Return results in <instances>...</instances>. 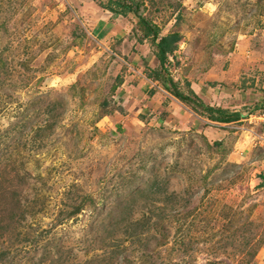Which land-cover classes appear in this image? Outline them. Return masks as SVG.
Masks as SVG:
<instances>
[{
  "label": "rangeland",
  "instance_id": "obj_1",
  "mask_svg": "<svg viewBox=\"0 0 264 264\" xmlns=\"http://www.w3.org/2000/svg\"><path fill=\"white\" fill-rule=\"evenodd\" d=\"M88 1L0 0V264H264V0Z\"/></svg>",
  "mask_w": 264,
  "mask_h": 264
},
{
  "label": "trees",
  "instance_id": "obj_2",
  "mask_svg": "<svg viewBox=\"0 0 264 264\" xmlns=\"http://www.w3.org/2000/svg\"><path fill=\"white\" fill-rule=\"evenodd\" d=\"M98 3V5L105 9L110 11L112 14L127 16L129 14H133L143 25V38H150L154 45H155V52L154 55L156 59L159 62L160 67L166 71L165 69V63L168 60V56L172 54L177 48H178V42L181 40V34L177 31H173L171 33L160 35L159 28L156 25H153L150 21L143 19L141 16H139V7H140V1L139 0H93ZM155 79H158V75H154ZM169 81L171 87H167L166 89L178 100L181 102H195L203 107V111L208 114V119L223 123H229L233 121H238L242 117V113L239 111H232V112H225L222 109L218 107H212L210 105H205L201 101H195L193 98L190 97V94H185L180 90H177L175 88L174 83L172 82V78H166L165 81ZM165 84V83H164ZM264 109V97L259 100L258 104H256L253 108V110H260ZM264 178V174H263ZM171 213H176V208L169 207ZM146 226L140 227V231L137 229L130 228V230H126L124 232L128 233L129 237L134 238V242L138 240L142 241L146 244L148 240V236L144 235V233H148V229L145 228ZM145 230V231H144ZM250 237H245V241L242 243V249L243 252L250 253L253 255L255 253L254 247L251 249V241L249 240ZM108 249L111 252V255H114L117 252V244H111L107 243Z\"/></svg>",
  "mask_w": 264,
  "mask_h": 264
},
{
  "label": "crops",
  "instance_id": "obj_3",
  "mask_svg": "<svg viewBox=\"0 0 264 264\" xmlns=\"http://www.w3.org/2000/svg\"><path fill=\"white\" fill-rule=\"evenodd\" d=\"M75 1H77L78 2V0H75ZM88 1V0H87ZM89 2V1H88ZM79 4V3H78ZM98 25H96V27H97ZM97 34H100V29H98V33ZM102 34V33H101ZM104 35V34H103ZM176 101H180V100H177V98H176ZM181 102V101H180ZM263 121H264V118H263Z\"/></svg>",
  "mask_w": 264,
  "mask_h": 264
}]
</instances>
